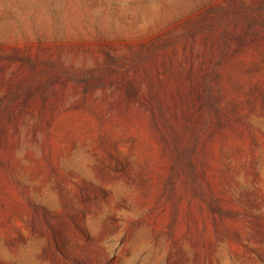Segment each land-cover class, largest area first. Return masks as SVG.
I'll return each mask as SVG.
<instances>
[{
	"label": "rangeland",
	"instance_id": "1",
	"mask_svg": "<svg viewBox=\"0 0 264 264\" xmlns=\"http://www.w3.org/2000/svg\"><path fill=\"white\" fill-rule=\"evenodd\" d=\"M0 264H264V0H0Z\"/></svg>",
	"mask_w": 264,
	"mask_h": 264
}]
</instances>
